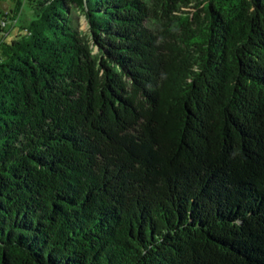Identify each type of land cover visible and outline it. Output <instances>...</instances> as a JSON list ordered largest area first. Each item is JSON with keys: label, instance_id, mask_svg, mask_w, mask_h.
Here are the masks:
<instances>
[{"label": "trees", "instance_id": "trees-1", "mask_svg": "<svg viewBox=\"0 0 264 264\" xmlns=\"http://www.w3.org/2000/svg\"><path fill=\"white\" fill-rule=\"evenodd\" d=\"M25 3L0 0V264H264V0Z\"/></svg>", "mask_w": 264, "mask_h": 264}, {"label": "rangeland", "instance_id": "rangeland-1", "mask_svg": "<svg viewBox=\"0 0 264 264\" xmlns=\"http://www.w3.org/2000/svg\"><path fill=\"white\" fill-rule=\"evenodd\" d=\"M21 2H22V16L20 17V19H21V21H23L24 20V17H26V15L28 16L29 15V10H28V6L26 5V3H25V0H20ZM0 8L2 9V11H7V9H9V7L8 6H6L5 4H2L1 6H0ZM72 16L74 17V20H75V23H76V25H77V28H78V31L81 33H87V25H86V22H85V20L83 19V17H81V15L80 14H78V12H73L72 13ZM10 24H12V23H7V26L8 25H10ZM16 27H17V24L15 25ZM15 33H17V29L16 30H14L12 33H11V35H10V37L8 38V40L10 39V38H12V36L15 34ZM1 36H3V35H1Z\"/></svg>", "mask_w": 264, "mask_h": 264}, {"label": "built area", "instance_id": "built-area-1", "mask_svg": "<svg viewBox=\"0 0 264 264\" xmlns=\"http://www.w3.org/2000/svg\"><path fill=\"white\" fill-rule=\"evenodd\" d=\"M2 26L4 27L5 26V23H2Z\"/></svg>", "mask_w": 264, "mask_h": 264}]
</instances>
